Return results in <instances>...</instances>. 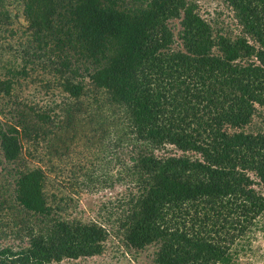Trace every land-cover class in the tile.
<instances>
[{
	"label": "trees",
	"instance_id": "1",
	"mask_svg": "<svg viewBox=\"0 0 264 264\" xmlns=\"http://www.w3.org/2000/svg\"><path fill=\"white\" fill-rule=\"evenodd\" d=\"M208 1L0 0V264L116 243L244 264L264 228V0ZM81 194L102 195L96 219Z\"/></svg>",
	"mask_w": 264,
	"mask_h": 264
},
{
	"label": "rangeland",
	"instance_id": "2",
	"mask_svg": "<svg viewBox=\"0 0 264 264\" xmlns=\"http://www.w3.org/2000/svg\"><path fill=\"white\" fill-rule=\"evenodd\" d=\"M198 4L201 7V13L205 16L204 12H209L211 15L214 14V2H209L208 0H197ZM219 21H221V26L223 27H230L232 28L231 23V16H227V13L223 14ZM101 198L102 195L100 194H81V196H74L75 200H77L78 204V210L81 213H78L79 216L82 217L83 220H91L96 219L98 208L95 205V198ZM104 198V197H103ZM102 198V199H103ZM256 238H254L251 241V250L246 252V255L244 256L241 254L240 260L241 263L244 264H264V259L256 260L261 255H264V228H258L256 233ZM117 242V241H115ZM121 251H123V248L115 244L113 247L108 246V249L106 250L105 254L101 257H95L90 260L80 261L79 264H152V256H153V249L150 248L143 253L140 254H134L133 255H127V256H121ZM255 252L256 255H252V253ZM243 255V256H242ZM134 256L136 258H134Z\"/></svg>",
	"mask_w": 264,
	"mask_h": 264
}]
</instances>
